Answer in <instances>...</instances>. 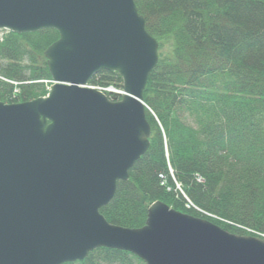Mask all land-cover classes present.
<instances>
[{
  "label": "water",
  "instance_id": "obj_1",
  "mask_svg": "<svg viewBox=\"0 0 264 264\" xmlns=\"http://www.w3.org/2000/svg\"><path fill=\"white\" fill-rule=\"evenodd\" d=\"M0 28L59 31L44 52L50 92L0 100V264H63L100 246L146 264H264L263 237L161 200L140 227L101 212L150 146L144 90L159 42L135 0H0ZM102 69L122 76L120 100L86 86Z\"/></svg>",
  "mask_w": 264,
  "mask_h": 264
},
{
  "label": "trees",
  "instance_id": "obj_2",
  "mask_svg": "<svg viewBox=\"0 0 264 264\" xmlns=\"http://www.w3.org/2000/svg\"><path fill=\"white\" fill-rule=\"evenodd\" d=\"M159 42L144 102L148 150L101 208L108 221L140 227L156 200L226 230L264 236V0H135ZM58 30L8 31L0 41V100L46 95L45 49ZM94 83L123 84L102 69ZM63 264H146L100 246Z\"/></svg>",
  "mask_w": 264,
  "mask_h": 264
},
{
  "label": "built area",
  "instance_id": "obj_3",
  "mask_svg": "<svg viewBox=\"0 0 264 264\" xmlns=\"http://www.w3.org/2000/svg\"><path fill=\"white\" fill-rule=\"evenodd\" d=\"M1 40H3V38H0V41ZM46 82L48 83V86H47L48 89H50L53 81L46 80ZM87 86L92 87V88H96V89H99V90L105 92L111 99H119L122 97V95H124L126 93L123 86L116 85L114 83H109V84L89 83Z\"/></svg>",
  "mask_w": 264,
  "mask_h": 264
}]
</instances>
